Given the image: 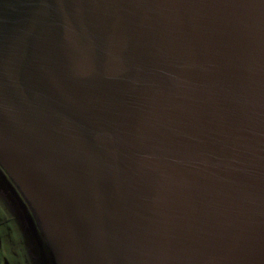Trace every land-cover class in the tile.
Segmentation results:
<instances>
[{
  "label": "water",
  "instance_id": "water-1",
  "mask_svg": "<svg viewBox=\"0 0 264 264\" xmlns=\"http://www.w3.org/2000/svg\"><path fill=\"white\" fill-rule=\"evenodd\" d=\"M0 165L60 264H264V0H0Z\"/></svg>",
  "mask_w": 264,
  "mask_h": 264
},
{
  "label": "rangeland",
  "instance_id": "rangeland-1",
  "mask_svg": "<svg viewBox=\"0 0 264 264\" xmlns=\"http://www.w3.org/2000/svg\"><path fill=\"white\" fill-rule=\"evenodd\" d=\"M13 182L0 166V264H60L59 237Z\"/></svg>",
  "mask_w": 264,
  "mask_h": 264
},
{
  "label": "flooded vegetation",
  "instance_id": "flooded-vegetation-1",
  "mask_svg": "<svg viewBox=\"0 0 264 264\" xmlns=\"http://www.w3.org/2000/svg\"><path fill=\"white\" fill-rule=\"evenodd\" d=\"M1 166V165H0ZM2 167V166H1ZM2 169H4L3 167H2ZM5 171V170H4ZM7 173V172H6ZM8 174V173H7ZM10 177V176H9ZM10 179L12 180V178L10 177ZM12 182H13V180H12ZM14 183V182H13Z\"/></svg>",
  "mask_w": 264,
  "mask_h": 264
}]
</instances>
